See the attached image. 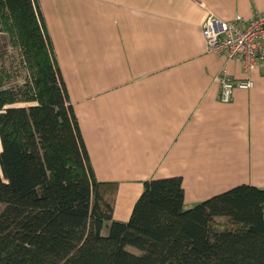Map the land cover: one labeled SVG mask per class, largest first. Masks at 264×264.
<instances>
[{
  "label": "crops",
  "instance_id": "0c3cea01",
  "mask_svg": "<svg viewBox=\"0 0 264 264\" xmlns=\"http://www.w3.org/2000/svg\"><path fill=\"white\" fill-rule=\"evenodd\" d=\"M94 176L127 221L150 178L180 176L186 208L238 184L264 188V63L206 51V15L264 0H38ZM253 86L218 100L220 75Z\"/></svg>",
  "mask_w": 264,
  "mask_h": 264
},
{
  "label": "trees",
  "instance_id": "16d2710c",
  "mask_svg": "<svg viewBox=\"0 0 264 264\" xmlns=\"http://www.w3.org/2000/svg\"><path fill=\"white\" fill-rule=\"evenodd\" d=\"M0 33L18 56L0 63V264H264V188L186 208L180 176L150 178L113 219L117 183L94 176L38 0H0Z\"/></svg>",
  "mask_w": 264,
  "mask_h": 264
},
{
  "label": "built area",
  "instance_id": "2783aa9c",
  "mask_svg": "<svg viewBox=\"0 0 264 264\" xmlns=\"http://www.w3.org/2000/svg\"><path fill=\"white\" fill-rule=\"evenodd\" d=\"M201 32L207 52L225 55L227 59H239L244 73L264 63V12L255 13L244 21L240 15H235L230 21L207 16ZM218 82V100L221 102H229L235 88L253 86L249 76L234 79L223 74L218 77Z\"/></svg>",
  "mask_w": 264,
  "mask_h": 264
},
{
  "label": "rangeland",
  "instance_id": "374dc122",
  "mask_svg": "<svg viewBox=\"0 0 264 264\" xmlns=\"http://www.w3.org/2000/svg\"><path fill=\"white\" fill-rule=\"evenodd\" d=\"M207 16H212V15H206V17ZM206 17H204L203 21L206 19ZM215 18H217V17H215ZM203 21H202V24H203ZM0 54L2 55V59L0 58V63L3 64L5 67H8L10 69V71H11L10 66L12 64H15V68L17 67L18 56L16 53V48L15 47L13 48L11 46L10 41H9V37L7 36L6 33H0ZM15 68H14V78L11 81V83H9L8 85L18 84L22 80V77L24 75V71L20 70L18 72L17 69L15 70ZM129 249L136 252V250L131 248V247H129Z\"/></svg>",
  "mask_w": 264,
  "mask_h": 264
}]
</instances>
